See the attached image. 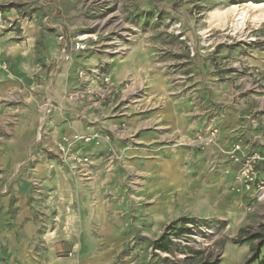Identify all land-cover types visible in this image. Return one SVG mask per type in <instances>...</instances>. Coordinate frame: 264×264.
Returning <instances> with one entry per match:
<instances>
[{"label":"rangeland","instance_id":"obj_1","mask_svg":"<svg viewBox=\"0 0 264 264\" xmlns=\"http://www.w3.org/2000/svg\"><path fill=\"white\" fill-rule=\"evenodd\" d=\"M0 50V264H171L149 244L186 217L183 248L251 257L264 0H0Z\"/></svg>","mask_w":264,"mask_h":264},{"label":"trees","instance_id":"obj_2","mask_svg":"<svg viewBox=\"0 0 264 264\" xmlns=\"http://www.w3.org/2000/svg\"><path fill=\"white\" fill-rule=\"evenodd\" d=\"M193 224L198 226L199 221L195 218H180L171 222L159 237L150 241L151 248L154 252H161L166 254L161 258L164 263L171 264H220V257L215 256L214 252L206 249H196L186 245L184 248L177 239L184 237L187 228L186 224ZM181 226H177V225ZM244 235H248L243 239ZM251 243L252 255L244 264H264V256L262 260L260 256L264 248V225H261V231L257 233L248 232L246 228L239 231L238 237L234 239V243ZM170 257V258H169Z\"/></svg>","mask_w":264,"mask_h":264},{"label":"built area","instance_id":"obj_3","mask_svg":"<svg viewBox=\"0 0 264 264\" xmlns=\"http://www.w3.org/2000/svg\"><path fill=\"white\" fill-rule=\"evenodd\" d=\"M62 38V37H60ZM65 48H63V52H65ZM6 67V63H3V68ZM84 75L82 74L81 77H83ZM99 85L98 87L94 88L92 85H88V87H86V89L84 90H78L79 92L77 94H80L82 97L89 95V96H93L95 98V102L98 103H102L105 101H109L114 97V94L116 92V88L114 87L113 83L111 82V79L109 78V76H104L103 78H101V80L99 79ZM237 149H239L238 145H236ZM256 158H258L257 156L252 157L253 160H255Z\"/></svg>","mask_w":264,"mask_h":264},{"label":"crops","instance_id":"obj_4","mask_svg":"<svg viewBox=\"0 0 264 264\" xmlns=\"http://www.w3.org/2000/svg\"><path fill=\"white\" fill-rule=\"evenodd\" d=\"M1 52H2V50H0ZM70 74H68V73H61V76L60 77H58L57 76V78H58V80H59V83L61 82V83H65L64 81L66 80V84H67V86L69 87H73V86H71V85H73V83H72V80L71 81H68V79H69V76Z\"/></svg>","mask_w":264,"mask_h":264}]
</instances>
